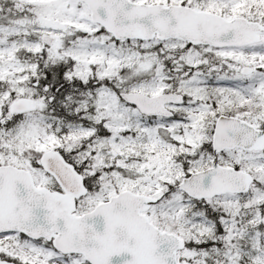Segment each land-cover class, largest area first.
Segmentation results:
<instances>
[{"label": "snow or ice", "instance_id": "snow-or-ice-1", "mask_svg": "<svg viewBox=\"0 0 264 264\" xmlns=\"http://www.w3.org/2000/svg\"><path fill=\"white\" fill-rule=\"evenodd\" d=\"M0 264H264V0H0Z\"/></svg>", "mask_w": 264, "mask_h": 264}]
</instances>
